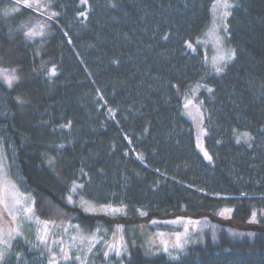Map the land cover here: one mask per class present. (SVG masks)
<instances>
[{"label":"trees","instance_id":"16d2710c","mask_svg":"<svg viewBox=\"0 0 264 264\" xmlns=\"http://www.w3.org/2000/svg\"><path fill=\"white\" fill-rule=\"evenodd\" d=\"M19 1L0 0V155L37 215L104 236L94 264H264V0H230L219 72L200 44L215 0H49L37 36L41 13ZM194 91L209 157L186 114ZM81 199L132 218L232 219L178 258L138 244L106 257L118 222ZM34 241L16 239L1 264H51Z\"/></svg>","mask_w":264,"mask_h":264},{"label":"rangeland","instance_id":"374dc122","mask_svg":"<svg viewBox=\"0 0 264 264\" xmlns=\"http://www.w3.org/2000/svg\"><path fill=\"white\" fill-rule=\"evenodd\" d=\"M18 3L30 6L41 13L43 18L38 19L35 24L32 23L28 30L32 36L41 35L47 25V15L52 13L51 9L48 10L49 0H20ZM230 10V0H215L211 7L210 24L200 40V44L208 52L207 60L215 70L221 69L233 56L226 38ZM186 114L195 126L198 150L209 157L205 147L204 111L195 91L186 100ZM69 201L74 202L72 198ZM77 205L87 213L103 215L118 222L111 240L103 248L102 254L106 257L117 255L122 258L131 244H138L147 254H167L172 258H178L187 247L202 240L204 228L212 225L215 219L220 221V218H223V223L232 219L230 208L193 216L158 218L140 213L132 218L126 215L124 207L96 205L82 199ZM258 214L256 210L249 223L257 221ZM68 225L42 219L37 215L34 200L22 192L12 180L6 161L0 155V264L16 239L32 241V237L37 245L47 250L51 264H58L59 261L72 257H77L79 264H94L92 260L94 250L104 236L99 232H85L73 224Z\"/></svg>","mask_w":264,"mask_h":264},{"label":"snow or ice","instance_id":"6c2138e0","mask_svg":"<svg viewBox=\"0 0 264 264\" xmlns=\"http://www.w3.org/2000/svg\"><path fill=\"white\" fill-rule=\"evenodd\" d=\"M228 5H227V3H225V7H227ZM32 33H30V35H31ZM217 71L219 72V71H221V69H219V68H217ZM5 79L7 80V82L9 83V85H11V83H12V81L13 80H15L16 79V77H15V75H12L11 77H9V76H5Z\"/></svg>","mask_w":264,"mask_h":264}]
</instances>
